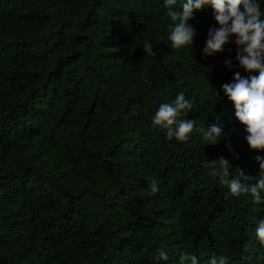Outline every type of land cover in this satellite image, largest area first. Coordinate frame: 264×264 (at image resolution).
Instances as JSON below:
<instances>
[{"label": "trees", "instance_id": "1", "mask_svg": "<svg viewBox=\"0 0 264 264\" xmlns=\"http://www.w3.org/2000/svg\"><path fill=\"white\" fill-rule=\"evenodd\" d=\"M189 22L194 45L173 49L165 0H0V264H264V201L231 195L204 166L223 156L229 180L261 178L253 157L264 152L249 148L222 88L259 73L239 67L235 37L203 54L219 27L210 7ZM181 92L193 104L181 118L218 123L219 144L153 127Z\"/></svg>", "mask_w": 264, "mask_h": 264}, {"label": "clouds", "instance_id": "2", "mask_svg": "<svg viewBox=\"0 0 264 264\" xmlns=\"http://www.w3.org/2000/svg\"><path fill=\"white\" fill-rule=\"evenodd\" d=\"M176 4L177 0H165L167 15L173 22L169 24V39L173 49L194 45L198 32L189 21L194 18L196 11L210 7L219 27L209 29L203 54L211 56L223 53L226 45L232 43V37H235V59L239 67L248 73L258 71L259 75L248 77L235 72L233 82L223 84L222 88L234 104L236 118L245 126V140L249 148L254 152H264V9L259 0H186L181 5L182 11L173 10ZM143 48L148 56L157 54L153 42L148 39L144 40ZM225 64L229 69L235 67L231 58L226 59ZM192 109V102L181 92L174 102L160 104L152 118V125L165 130L168 140L175 137L177 141L186 143L195 131L200 134L205 145L219 144L224 128L218 123L205 127L203 124L198 125L197 121L181 118ZM227 147L229 151H234L230 142ZM236 158H239L238 154ZM253 159L259 164L262 173L256 184L243 183L237 178L229 180L233 165L223 156L204 161V166L211 170L213 176H219L222 184L228 185L231 195H250L253 203L261 204L264 201L261 195L264 191V156L256 155ZM236 168L244 176L243 170ZM149 179L150 194H154L159 191V186L154 177ZM255 234L260 245L264 246V219L259 220ZM160 257L167 260V252L161 250ZM179 264H199V260L195 255L183 254ZM210 264H229V261L226 256L221 255L214 257Z\"/></svg>", "mask_w": 264, "mask_h": 264}]
</instances>
